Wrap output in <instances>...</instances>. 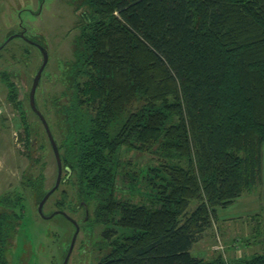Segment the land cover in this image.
Returning a JSON list of instances; mask_svg holds the SVG:
<instances>
[{
  "label": "trees",
  "instance_id": "1",
  "mask_svg": "<svg viewBox=\"0 0 264 264\" xmlns=\"http://www.w3.org/2000/svg\"><path fill=\"white\" fill-rule=\"evenodd\" d=\"M71 2L82 12L74 76L55 103L63 183L76 193L57 207L83 209L84 224L105 227L108 252L97 264H264V253L227 263L191 252L217 209L262 181L264 0ZM2 75L22 109L15 81ZM21 114L26 144L37 146ZM130 151L156 164L123 160ZM28 182L40 203L45 175ZM10 200H0V264H11L23 216Z\"/></svg>",
  "mask_w": 264,
  "mask_h": 264
},
{
  "label": "rangeland",
  "instance_id": "2",
  "mask_svg": "<svg viewBox=\"0 0 264 264\" xmlns=\"http://www.w3.org/2000/svg\"><path fill=\"white\" fill-rule=\"evenodd\" d=\"M76 7L71 0H0V46L5 45L0 50V200L6 196L13 204L19 200L16 210L21 215L23 209L19 231L9 242L11 264H63L76 229L62 214L44 219L38 212L39 201L28 181L44 174V188L49 192L58 177L51 143L29 102V93L43 56L36 46L22 37L16 36L7 41L24 30L28 39L43 42L48 49L49 62L37 89L36 102L56 142L60 144L64 133L55 98L74 76L69 71V64L74 60L78 47L80 30L77 23L82 13L76 12ZM3 72L9 73L15 81L22 109L10 101ZM21 111L27 116L32 139L38 140L37 146L32 148L26 144ZM122 158L132 160L140 168L156 164V158L149 153L124 152ZM65 176L64 170L60 187L44 206L46 216L59 210L57 202L65 198V193L67 201L75 202L76 191L63 183ZM139 199L141 196L137 193ZM93 209L91 206L90 215ZM65 212L80 226L68 264H97L108 252L102 244L105 227L84 224L83 209L75 212L72 208ZM214 224L206 235L212 245L206 244L208 250L204 249V245H197L192 250L194 256L203 257L207 262L221 257L231 263L238 254L247 258L264 253V157L262 181L252 190L244 192L232 205L219 207Z\"/></svg>",
  "mask_w": 264,
  "mask_h": 264
},
{
  "label": "water",
  "instance_id": "3",
  "mask_svg": "<svg viewBox=\"0 0 264 264\" xmlns=\"http://www.w3.org/2000/svg\"><path fill=\"white\" fill-rule=\"evenodd\" d=\"M16 36L17 37H22L26 41H28L30 44L36 46L41 51L42 56H43L42 65H41L40 69L38 70V72H37V74H36V76H35V78L33 80V84H32V87H31L30 94H29V102H30L31 109L40 118V120H41V122H42V124H43V126L45 128V131L47 133V136L49 138V141L51 143V146H52V149L54 151L55 158H56V161H57L58 177H57V181H56L55 186L44 196V198L39 203L38 212L41 215V217L44 218V219H50V218L54 217L57 214H62L65 217H67L73 223V225L75 226L76 231H75V234H74L73 239L71 241V245H70L69 251H68V253H67V255H66L65 259H64V262H63V264H68L69 259H70L71 255H72V252L74 250V247H75V244H76V241H77V237H78V235L80 233V226L78 225V223L74 219L69 217L67 215V213L64 212V211H56L55 213H53L50 216H46L45 213H44V206H45L46 202L54 194V192L60 187V185L62 183V177H63V171H64L63 162H62V158H61V154H60V150H59L58 144H57V142H56V140H55V138L53 136V133H52V131L50 129L48 121L46 120V118L44 117L42 112L39 110V108L37 106V102H36L37 89L39 87L43 72H44V70L47 67L48 62H49V51H48V49L46 47H44V46H42V45H40L38 43H34V41L28 39L25 36L24 33H19V34H16V35L10 37V39H8L7 42L12 40ZM4 47H5V45L0 46V50H2ZM86 214H87V218H88L89 217V212L87 211Z\"/></svg>",
  "mask_w": 264,
  "mask_h": 264
},
{
  "label": "crops",
  "instance_id": "4",
  "mask_svg": "<svg viewBox=\"0 0 264 264\" xmlns=\"http://www.w3.org/2000/svg\"><path fill=\"white\" fill-rule=\"evenodd\" d=\"M215 225V224H214ZM210 230H212L211 228L208 230V231H210ZM208 231H206L205 233H204V236H203V238L199 241V242H197L194 246H193V248H195L197 245H204V246H206V244L208 245V246H210V245H212V243H211V241H207V239H208V237L206 236L207 234H208ZM208 246H206V247H204V249H207L208 250ZM193 248H192V250H193ZM211 248H212V246H211ZM192 250H191V252H192ZM205 251V250H204ZM206 253H208V251H206ZM209 253H211V251H210V249H209ZM209 253H208V255H209ZM198 258H201V259H203V257H199L198 256ZM239 259V258H241V255L240 254H238V255H236L235 256V259ZM212 261V260H211ZM231 261V260H230Z\"/></svg>",
  "mask_w": 264,
  "mask_h": 264
},
{
  "label": "flooded vegetation",
  "instance_id": "5",
  "mask_svg": "<svg viewBox=\"0 0 264 264\" xmlns=\"http://www.w3.org/2000/svg\"><path fill=\"white\" fill-rule=\"evenodd\" d=\"M20 33H24V30H22ZM35 43V42H34ZM59 211V210H58Z\"/></svg>",
  "mask_w": 264,
  "mask_h": 264
}]
</instances>
